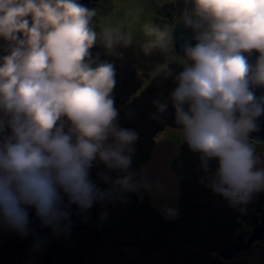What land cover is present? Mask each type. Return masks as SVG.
Wrapping results in <instances>:
<instances>
[{"label":"clouds","instance_id":"9594fccd","mask_svg":"<svg viewBox=\"0 0 264 264\" xmlns=\"http://www.w3.org/2000/svg\"><path fill=\"white\" fill-rule=\"evenodd\" d=\"M190 3L183 68L169 100H153L151 118L161 119L170 101L206 186L246 214L264 192V167L248 142L264 122V94L257 95L264 90V0ZM95 16L80 0H0V227L31 238L33 253L49 236H71L74 216L88 223L99 204L98 219L107 222L108 204L151 188L133 169L139 133L119 122L115 65L91 51L99 40L107 55L122 59L118 46L127 48L133 36L122 26L97 32ZM142 33L145 54L168 52L166 27L145 23ZM170 63L157 66L165 79L173 78ZM99 165L104 188L92 176Z\"/></svg>","mask_w":264,"mask_h":264},{"label":"rangeland","instance_id":"374dc122","mask_svg":"<svg viewBox=\"0 0 264 264\" xmlns=\"http://www.w3.org/2000/svg\"><path fill=\"white\" fill-rule=\"evenodd\" d=\"M190 7V0L187 4L185 0L91 1V8L96 11L92 23L97 32L106 25L122 26L133 36L130 46H118V51L123 52L122 59L107 55L99 40L91 50L93 55L99 53L101 60L115 65L113 96L119 122L139 133L133 169L138 171L139 163L157 142L170 141L178 150L171 163L178 186L174 217L164 218L150 210L143 193L138 194L134 208L128 198L125 203L108 204L107 222L99 221L101 206L97 204L90 210V222L80 223L74 216L76 224L71 236L59 239L49 236L46 247L38 253L31 251V238L22 239L0 227V264H264V241L229 261L217 255L237 235H248L256 227L264 214V192L254 195L246 214L230 207L206 186L199 154L192 152L184 141L170 101L161 119L151 118L156 112L153 100H169L175 87L174 76L183 68L184 60L174 53L172 33L174 24L183 20L185 9ZM145 23L167 28L170 34L167 53L159 49L144 53ZM3 43L0 41V55L5 54ZM169 60L173 78L165 79L157 72V66ZM248 142L260 160L258 167H264V144ZM211 166L214 168L215 162ZM102 169L103 165L94 168L92 176L104 188L106 185L96 178V172ZM183 178L186 183L181 185ZM33 227L38 230V224ZM49 232L45 229L41 235Z\"/></svg>","mask_w":264,"mask_h":264},{"label":"water","instance_id":"95a60500","mask_svg":"<svg viewBox=\"0 0 264 264\" xmlns=\"http://www.w3.org/2000/svg\"><path fill=\"white\" fill-rule=\"evenodd\" d=\"M91 1L80 0V3L91 8ZM191 38V33L183 27L182 20L179 21L172 33V42L175 55L184 60L179 52L185 40ZM258 53H253L250 61H254ZM264 94V90H258L257 95ZM248 140L256 144H264V122L260 123L259 130L249 134ZM178 155V150L170 141H161L154 144L149 159L141 163L138 172L147 176L151 188L147 190L150 206L162 217L173 218L176 205L175 200L178 192L177 178L174 176L172 161ZM264 241V214L259 224L254 227L248 237H237L228 243L222 251L217 254L221 259L229 261L240 254L248 252L251 247Z\"/></svg>","mask_w":264,"mask_h":264},{"label":"trees","instance_id":"16d2710c","mask_svg":"<svg viewBox=\"0 0 264 264\" xmlns=\"http://www.w3.org/2000/svg\"><path fill=\"white\" fill-rule=\"evenodd\" d=\"M177 24V22L174 24V26ZM149 155H150V153H149ZM149 155L148 156H146L144 159H142L141 160V162L139 163V165L141 164V163H143V162H145V161H147L148 159H149ZM184 155V151H183V153H182V155L180 156V157H182ZM175 164V163H174ZM175 166V165H174ZM139 167V166H138ZM176 168V167H175ZM184 183H186V182H184V178H183V180L181 181V185L182 184H184ZM141 193H143L146 197H147V202H148V193H147V191H144V192H141ZM137 197H138V194H129L128 195V200H129V203H131V206L134 208L137 204H136V202L135 201H137ZM134 205V206H133ZM148 208L150 209V210H152L153 212H155L157 215H159L151 206H149V204H148ZM159 216H161V215H159ZM162 217V216H161Z\"/></svg>","mask_w":264,"mask_h":264},{"label":"flooded vegetation","instance_id":"af4514ba","mask_svg":"<svg viewBox=\"0 0 264 264\" xmlns=\"http://www.w3.org/2000/svg\"><path fill=\"white\" fill-rule=\"evenodd\" d=\"M259 221H260V220H259ZM258 224H259V222H258ZM258 224H257V225H258ZM257 225H256V226H257ZM253 228H254V227H252V228L250 229V233H251V231H252ZM250 233H249L248 235H246V234H240V235H237L234 239H236L237 237H248V236L250 235ZM234 239H232L231 241H233ZM231 241H230V242H231ZM230 242H229V243H230ZM226 245H227V244H226Z\"/></svg>","mask_w":264,"mask_h":264}]
</instances>
